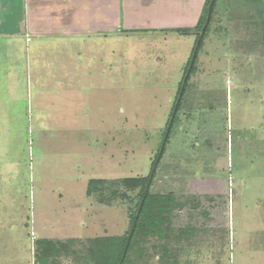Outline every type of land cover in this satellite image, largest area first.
I'll return each instance as SVG.
<instances>
[{
	"label": "rangeland",
	"instance_id": "1",
	"mask_svg": "<svg viewBox=\"0 0 264 264\" xmlns=\"http://www.w3.org/2000/svg\"><path fill=\"white\" fill-rule=\"evenodd\" d=\"M205 4L115 0L110 36L0 38V264H37L41 239L93 264L91 240L129 232L138 191H86L153 170ZM167 136L149 192L181 205L125 264H264L261 0H216Z\"/></svg>",
	"mask_w": 264,
	"mask_h": 264
},
{
	"label": "trees",
	"instance_id": "2",
	"mask_svg": "<svg viewBox=\"0 0 264 264\" xmlns=\"http://www.w3.org/2000/svg\"><path fill=\"white\" fill-rule=\"evenodd\" d=\"M261 1L264 9V2L263 0ZM209 2L210 0H206L204 14L197 27L198 31H200L205 22ZM215 2L213 4L211 16L214 12ZM192 70L193 66L189 74H191ZM188 79L189 75L187 77V80ZM177 108H179V103ZM167 139L168 136L165 142ZM154 169L145 177L118 179L109 182V184H107L105 180L90 181L86 194L87 196H93L98 193L99 197L97 198V202L99 204L109 206L117 199L125 200L129 203H132L135 198L138 199L136 204L137 211L130 219L129 232L121 237H103L91 240L92 246L89 251L93 264H125L127 257L133 252L134 246L137 244V239L143 238L144 234L147 233L149 229L158 232L161 225L165 224L164 227H169V213L174 206L176 207L178 204L181 205V203H176L171 195H152L149 192V186L154 176ZM120 190H122V192ZM103 191L106 192L105 195H102ZM126 191L138 192L135 198H129V196H126ZM140 204L141 208H139ZM154 232L155 231H153V233ZM159 235L162 236L161 231H159ZM164 237H166V234ZM37 244L39 246V251H37L38 255H36L37 264H53L61 255L66 254L69 249L68 244L53 242L46 239H41Z\"/></svg>",
	"mask_w": 264,
	"mask_h": 264
},
{
	"label": "crops",
	"instance_id": "3",
	"mask_svg": "<svg viewBox=\"0 0 264 264\" xmlns=\"http://www.w3.org/2000/svg\"><path fill=\"white\" fill-rule=\"evenodd\" d=\"M112 2L0 0V38L23 37L26 46L35 38L110 36L116 28L110 20Z\"/></svg>",
	"mask_w": 264,
	"mask_h": 264
},
{
	"label": "water",
	"instance_id": "4",
	"mask_svg": "<svg viewBox=\"0 0 264 264\" xmlns=\"http://www.w3.org/2000/svg\"><path fill=\"white\" fill-rule=\"evenodd\" d=\"M214 2H215V0H210V2H209V4H208L207 14H206V18H205V22H204V24H203V26H202V28H201V30H200V33H199V36H198V40H197L196 46H195V48H194V51H193V54H192V56H191V60H190L189 66H188V68H187L186 74H185V76H184V79H183V82H182V85H181V89H180V92H179V96H178V98H177V100H176V103H175V106H174V110H173V113H172L171 119H170L169 124H168V128H167L166 135H165V137H164V140H163L162 146H161V148H160V150H159L158 156H157V158H156V160H155V163H154L153 169L155 168L156 163H157L158 159L160 158V155H161V153H162V151H163V146H164V142H165L166 137H167L168 130H169L170 125H171V123H172V120H173V117H174V115H175V112H176V109H177L178 103H179V101H180V98H181V96H182V93H183V90H184V87H185V83H186L187 77H188V75H189V73H190V70H191V68H192V66H193L194 60H195V58H196V54H197V51H198V48H199L200 42H201V40H202V38H203V35H204L205 30H206V28H207V25H208V23H209L210 16H211V11H212V8H213V4H214ZM139 208H141V204H140Z\"/></svg>",
	"mask_w": 264,
	"mask_h": 264
}]
</instances>
